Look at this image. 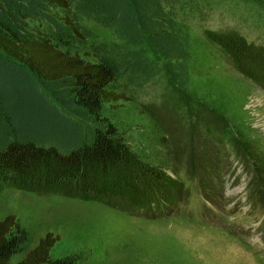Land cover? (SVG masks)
<instances>
[{"label": "rangeland", "instance_id": "rangeland-1", "mask_svg": "<svg viewBox=\"0 0 264 264\" xmlns=\"http://www.w3.org/2000/svg\"><path fill=\"white\" fill-rule=\"evenodd\" d=\"M224 1L216 15L189 26L185 86L160 74L143 89L120 88L129 99L103 104L138 155L130 166L138 175L112 164L83 180L45 162L0 192V220L13 214L29 232L12 262L53 232L59 240L51 258L79 253L77 264H264V0ZM83 23L115 39L107 28ZM204 28L238 35L212 36ZM72 50L92 58L81 44ZM140 180L148 191L159 190L158 181L175 185L162 205L115 198L114 192L139 196ZM78 191L97 198L77 197Z\"/></svg>", "mask_w": 264, "mask_h": 264}, {"label": "trees", "instance_id": "trees-1", "mask_svg": "<svg viewBox=\"0 0 264 264\" xmlns=\"http://www.w3.org/2000/svg\"><path fill=\"white\" fill-rule=\"evenodd\" d=\"M224 3L0 0V192L45 162L63 176L83 180L112 164L125 168V173L130 171L129 176L138 175V169L130 168L138 155L103 114V104L129 99L120 88L143 89L160 74L179 88L185 86L189 26L197 20L206 22ZM83 20L107 28L115 39L97 36ZM204 32L222 38L238 35L208 28ZM79 44L91 59L72 50ZM158 172L170 180L164 170L158 168ZM90 181H95L93 175ZM140 181L143 192L139 196L114 192L115 198L146 207L162 205L167 202L166 191L175 185L158 181L159 190L148 191ZM101 186L102 191L110 188ZM75 195L97 198L87 192ZM104 201L127 210L108 198ZM28 239L29 232L15 215L0 220V264H77L82 257L74 253L51 258L50 250L59 236L47 232L22 259L12 262L11 257Z\"/></svg>", "mask_w": 264, "mask_h": 264}]
</instances>
